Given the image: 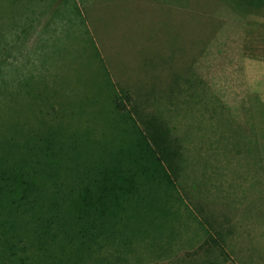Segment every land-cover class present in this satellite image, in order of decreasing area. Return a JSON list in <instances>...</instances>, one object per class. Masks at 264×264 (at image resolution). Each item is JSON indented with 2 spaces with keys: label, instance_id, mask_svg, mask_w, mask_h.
Returning <instances> with one entry per match:
<instances>
[{
  "label": "rangeland",
  "instance_id": "374dc122",
  "mask_svg": "<svg viewBox=\"0 0 264 264\" xmlns=\"http://www.w3.org/2000/svg\"><path fill=\"white\" fill-rule=\"evenodd\" d=\"M3 169L32 194H0V264H264V0H0Z\"/></svg>",
  "mask_w": 264,
  "mask_h": 264
},
{
  "label": "trees",
  "instance_id": "16d2710c",
  "mask_svg": "<svg viewBox=\"0 0 264 264\" xmlns=\"http://www.w3.org/2000/svg\"><path fill=\"white\" fill-rule=\"evenodd\" d=\"M128 100V99H127ZM115 107L117 108L118 111L120 112H124L127 110L126 106H124L123 103L119 102V101H115L114 102ZM142 116V115H141ZM145 126H149L150 131H146L147 135H145V141H147V143L149 144V147H151L153 149V152L156 153L157 155H161V157H159L156 162L158 163H162L163 159L166 158V148L168 147L166 140L163 139L162 137L157 136L160 133V126L162 125L161 122L158 121L157 117L155 115H150V119L144 123ZM166 144V145H165ZM168 160V159H167ZM171 160V159H170ZM132 164L136 165V166H141V169L138 170L139 176L141 175L142 178V174H149L150 173V167L142 168V163L146 161L145 159V154L143 153L142 150H137L136 154H134L133 156L130 157L129 160ZM166 162V165L168 164V162L166 160H164ZM115 163L116 165H119L120 163L118 162V158H115L114 161H112V163ZM110 163V164H112ZM169 165V164H168ZM144 167V166H143ZM3 168V167H2ZM24 171V167L20 166V173H23ZM11 172L15 173V175L17 176V178L20 176L17 173V170H15L14 168H11ZM109 173H111V176L113 177L114 181L116 183H123V177H120L119 175H117V173L115 172V170L113 168H110ZM128 175V174H127ZM23 177H26L25 174H22ZM130 177H133V174L129 175ZM14 179L15 176H14ZM125 179L127 180V176H125ZM9 179L7 176V170L3 169L0 170V194L2 192L9 193L11 194L12 192H18L17 190H19L18 194L20 195V202H22L23 204H30L28 203L30 200L29 198L31 197L32 191L30 192V188L27 185H24L22 182H20V184L15 185V187L17 188V190L12 191L11 187L12 185L9 184ZM11 186V187H10ZM120 191L125 192L124 187H121L119 189ZM120 201V200H119ZM139 204L136 205L137 202H135V205L132 204L130 206L134 207L136 209H142L144 207V203L141 199H138ZM27 202V203H24ZM127 201H120L121 203V208H114V206H112V203L109 201H97V200H93L91 202H89V206L93 209L94 212L96 213H101V208L104 205H106L108 208L106 211H104V214L102 215L101 219L103 220V224H105L104 226H109L108 223H112L113 226L117 225L120 223V221L122 222V219L124 217V205L126 204ZM124 203V204H123ZM15 204V203H13ZM32 205H30V209L35 211L36 206L34 205V203H31ZM23 206L18 207V209H22ZM40 208V207H39ZM24 211V210H23ZM26 212V211H24ZM127 214V212H126ZM1 216V215H0ZM100 219V223H102ZM96 222L94 221L93 226H92V232H89L87 235L82 234L83 236V240H80L81 245H77V248L72 249V247L70 249H68L67 247L71 246V244H67L66 238H69L68 241L72 242L74 241V238H72L70 232H68L64 227L65 224L62 223L61 226L58 225V228H56V232H54L53 234L50 233L49 229L47 231V229L44 232H37L35 233V240L37 243H39V250L40 251H45L46 250V245L48 243L51 244V247L49 249H63L65 250V248L68 249V251H74V252H80V251H84L85 249H88L90 251L91 249V245L88 246L87 245V239L89 241H95V239L99 236V234L97 233V228L98 226L95 224ZM108 224V225H107ZM117 234L113 231L112 233H109V237L110 239L113 237H115ZM128 238L129 237H124L121 242L123 244H126L128 242ZM130 239V238H129ZM73 243V242H72ZM14 248V244H12L10 247H8V251L11 252V250ZM88 251V252H89ZM68 252V254H69ZM66 253V252H65ZM11 255L14 256L15 258V253L11 252ZM51 255V259L55 260L57 258V254L56 252L50 254ZM10 256V255H9ZM18 259V257H17Z\"/></svg>",
  "mask_w": 264,
  "mask_h": 264
},
{
  "label": "crops",
  "instance_id": "0c3cea01",
  "mask_svg": "<svg viewBox=\"0 0 264 264\" xmlns=\"http://www.w3.org/2000/svg\"><path fill=\"white\" fill-rule=\"evenodd\" d=\"M190 264H192L191 261H190Z\"/></svg>",
  "mask_w": 264,
  "mask_h": 264
}]
</instances>
